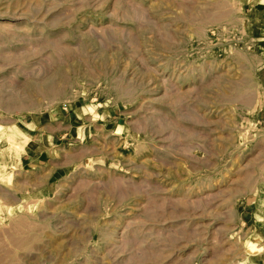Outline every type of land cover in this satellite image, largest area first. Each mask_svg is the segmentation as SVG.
Here are the masks:
<instances>
[{
  "label": "rangeland",
  "instance_id": "rangeland-1",
  "mask_svg": "<svg viewBox=\"0 0 264 264\" xmlns=\"http://www.w3.org/2000/svg\"><path fill=\"white\" fill-rule=\"evenodd\" d=\"M57 112L91 133L8 182ZM0 184V264H248L264 0H0Z\"/></svg>",
  "mask_w": 264,
  "mask_h": 264
},
{
  "label": "crops",
  "instance_id": "crops-1",
  "mask_svg": "<svg viewBox=\"0 0 264 264\" xmlns=\"http://www.w3.org/2000/svg\"><path fill=\"white\" fill-rule=\"evenodd\" d=\"M21 125L23 134L30 139L26 149H30L31 152L22 157L21 164L15 168L13 176L8 182L16 175L15 172L18 168L26 167L31 163L46 161L54 154L55 146L73 140L86 139L87 134L92 131L91 127L86 130V127H88L86 116L81 117L75 113L71 115L61 114L60 112L51 113L46 115L45 118L37 117L24 120ZM79 128H84L83 137L81 138L78 135ZM3 188L4 185L0 184V194ZM248 213V224L252 229L251 239L256 242V250L252 249L251 254L256 253L248 255L244 262L264 264V194L251 203Z\"/></svg>",
  "mask_w": 264,
  "mask_h": 264
},
{
  "label": "bare ground",
  "instance_id": "bare-ground-1",
  "mask_svg": "<svg viewBox=\"0 0 264 264\" xmlns=\"http://www.w3.org/2000/svg\"><path fill=\"white\" fill-rule=\"evenodd\" d=\"M9 138H10V137H9ZM12 138H14V137L12 136ZM5 140H6V139H5ZM22 141H24V140H22ZM10 142H11V141H10ZM29 142H30V141L27 140V141H25V142H23V143L25 144V143H29ZM23 147H25V146H23ZM9 151H10V148H9ZM11 151H14V149L11 150ZM15 151H16V152H15V154H16L18 150H15ZM19 151H21V150H19ZM19 151H18V152H19ZM10 153H11V152H10ZM19 154H20V152L18 153V155H19ZM20 157H21V155H20ZM17 159H18V158H17ZM18 160H19L20 163H21V159H18ZM10 162H11V161H10ZM4 167H5V166H3V169H4ZM5 169H6V168H5ZM3 171H4V170H3ZM3 181H4V180H3Z\"/></svg>",
  "mask_w": 264,
  "mask_h": 264
}]
</instances>
